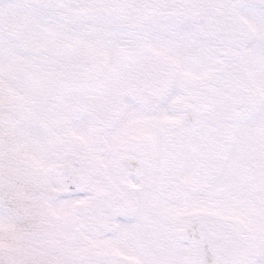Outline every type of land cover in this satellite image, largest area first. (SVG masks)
<instances>
[{"label":"snow or ice","instance_id":"6c2138e0","mask_svg":"<svg viewBox=\"0 0 264 264\" xmlns=\"http://www.w3.org/2000/svg\"><path fill=\"white\" fill-rule=\"evenodd\" d=\"M0 264H264V0H0Z\"/></svg>","mask_w":264,"mask_h":264}]
</instances>
